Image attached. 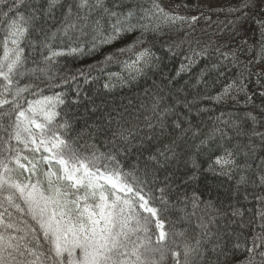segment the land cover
Here are the masks:
<instances>
[{"label": "snow or ice", "instance_id": "obj_1", "mask_svg": "<svg viewBox=\"0 0 264 264\" xmlns=\"http://www.w3.org/2000/svg\"><path fill=\"white\" fill-rule=\"evenodd\" d=\"M58 6L63 8L59 20ZM141 11L142 19L149 23H131L130 18L135 15L132 10L126 15L117 13L106 7L104 0H70L66 5H61V0H46V6L39 0H0V33H3L0 40L3 50L0 56V264H167L169 257L173 264H193L194 256L203 259L209 251L215 256L209 264H231L237 253H246L237 264H264V211L258 213L261 232L249 241L243 232L228 230L236 223L234 218L243 216L239 208L231 209V218L223 230L217 226L213 231L218 217H226L227 213L216 209L211 200L202 201L195 192L191 197L184 193L179 202L185 206L191 202L193 208L203 203L205 209L211 210L205 212L207 220L200 217L197 225L200 232L194 242L185 232L166 230L162 213L170 206L172 173L164 177L163 186L155 190L153 186L158 183L161 169L166 170L173 161L181 159L179 141L189 129H183L179 119L174 122V128L181 130L180 134L170 144L148 156L143 167L137 164L124 170L118 157L127 151L125 145L131 136L128 130L112 132L109 152L90 145V155L84 156L65 138L71 122L64 118L60 108L65 104L64 93L46 96L36 91L39 89L36 81H47L45 86L49 89L59 86L54 83L57 58L66 53L55 47L57 39L75 42L91 30L95 33L87 49L91 53L98 45L112 43L122 33L137 27L156 32L160 22L175 24L189 19L166 11L158 0H152L151 8ZM105 16L115 17L107 33L102 29ZM190 20L196 22L197 17ZM141 42L137 38L134 44L117 50L120 54L135 55L136 59L125 67L136 74L154 67L158 61L149 48L135 50V44ZM22 45L34 51L39 49L40 60L34 61L35 67H26L27 56ZM224 46L216 48L222 57L221 63L229 56L233 63L237 62L236 51L221 52ZM172 48L170 45L168 50ZM191 52L182 70L195 64L197 57H204L207 47L200 51L193 48ZM84 53V47L69 45L67 48L69 55ZM257 56L264 58V25ZM113 60L114 56L108 55L101 64ZM95 67L89 65V70ZM77 71L87 83L89 75ZM25 78L29 83L22 84ZM113 78H119V74H109L106 89L110 88ZM60 83H68V78L61 76ZM234 84L225 85L211 99L217 102L225 99L231 95ZM239 90L243 91V87ZM76 91L79 95L78 88ZM25 93L39 98L28 99ZM157 107L154 105L153 110ZM170 111L165 108L159 115L162 118ZM245 118L253 124L251 132L236 120L223 121L224 127L215 128L211 135L194 145L195 152L187 157L185 164L198 170L197 155L205 149L215 150L219 154L209 164L208 171L228 180H233L238 173L237 187L248 184L254 176L253 186L264 187V156H258L264 150V131L256 130L259 122L256 115L246 113ZM148 127L153 125L149 123ZM164 127L161 119V135ZM257 139L259 144L254 143ZM194 178L195 173L189 179ZM258 200L264 201V196ZM244 227L240 225L241 229ZM173 237L182 238V242L177 244Z\"/></svg>", "mask_w": 264, "mask_h": 264}, {"label": "trees", "instance_id": "obj_2", "mask_svg": "<svg viewBox=\"0 0 264 264\" xmlns=\"http://www.w3.org/2000/svg\"><path fill=\"white\" fill-rule=\"evenodd\" d=\"M68 2L70 0H61V5ZM158 2L173 15L189 19L175 24L160 22V29L156 32H145L137 27L133 31L122 33L119 39L112 43L98 45L91 53L87 51L95 35L91 30L75 42L66 38L57 39L55 47L66 53L57 58V79L54 83L59 86L49 89L45 86L47 81H36L39 84L36 91L46 96L57 92L64 93L65 104L60 108L64 118L71 122V129L65 138L84 156L90 155V145H95L101 152H109L112 132L119 129L128 130L131 136L129 143L125 145L127 151H122L118 157L124 170H129L137 164L143 167L148 156L170 144L180 134L181 130L174 128V122L179 119L182 128L189 129L179 141L181 159L179 162L173 161L166 170L161 169L158 173V183L153 186L154 190L163 186L164 177L172 173L173 187L168 197L170 206L162 213L166 230L173 233L185 232L187 238L194 242L200 232L197 227L200 217L204 216L206 221L205 212L211 210L205 209L203 203L197 208H193L191 202L185 206L178 198L184 193L191 197L195 192L202 201L211 200L216 209L227 213L226 217H218V224L212 226L213 231H216L217 226L223 230L228 218H231V209L239 208L243 216L234 218L236 223L228 230L243 232V236L248 237L250 241L252 236L261 232L262 221L258 213L264 211V201L258 200V197L264 196V187L253 186L254 176L249 179L248 184L237 187L238 173L233 180H228L208 171L209 164L219 154L218 151L205 149L197 155L198 170L190 164H185V160L195 152L194 145L211 135L215 128L224 127L223 121L236 120L251 132L253 124L245 117L246 113H252L259 121L256 130L264 131V58L257 56L264 25V0H219L209 5L202 4L201 0ZM39 3L46 6V0H39ZM104 3L112 11L123 15L132 10L135 15L130 18V22L133 24L149 23L148 20L142 19L144 13L141 9L151 8L152 0H104ZM230 9L233 11H229ZM62 11L63 8L58 6V20ZM193 16L197 17L196 22H191L190 18ZM113 23L115 17L109 19L105 16L102 21L103 31L110 32ZM51 26L55 30V24ZM137 38L142 42L135 44L136 51L149 48L158 58L154 67L145 68L141 74L125 67V64H131L136 59L132 52L120 54L117 51L134 44ZM2 39L3 33H0V40ZM33 39L38 40L39 37L33 36ZM69 45L84 47L85 53L69 55ZM170 45L173 46L172 51L168 50ZM221 45H225L221 47V52L230 53L235 50L238 61L233 63L229 56L227 61L221 63L222 57L216 52V48ZM204 47H207L205 56L197 57L195 64L182 70L181 66L188 64L186 57L192 54L191 50L195 48L200 51ZM2 55L3 50L0 48V56ZM108 55H113L114 60L101 64ZM25 56L26 67H35L34 61L40 60L39 49L34 51L25 46ZM213 64L218 67L213 68ZM89 65L97 67L89 70ZM78 69L89 75L87 83ZM110 73H118L119 78H113L110 88L106 89L104 85L109 81ZM61 76L67 77L68 83H60ZM73 76L76 77L75 80L71 79ZM131 76L135 78L132 79ZM233 82L235 84L232 89V102L224 104L211 99L217 96L225 85ZM26 83H29L28 78L22 81V84ZM241 86L243 91L239 90ZM25 95L28 99L39 98L27 93ZM154 105H158L155 111ZM165 108L171 111L161 118L159 114ZM161 119L165 125L163 135L160 128ZM149 123L153 125L152 128L148 127ZM193 133H196L195 137ZM119 143L123 144L122 141ZM254 143L259 144L260 141L254 140ZM258 156H264V150L260 151ZM194 173L195 178L189 179ZM156 194L159 195L158 192ZM180 209H184V212ZM241 224L245 226L243 229L240 228ZM173 238L177 244L182 242L180 237ZM206 247L210 248L211 245ZM245 255L246 253H237L231 264H237ZM212 260H215V256L209 251L203 259L194 256L193 264H209ZM167 264H173L171 257Z\"/></svg>", "mask_w": 264, "mask_h": 264}, {"label": "rangeland", "instance_id": "obj_3", "mask_svg": "<svg viewBox=\"0 0 264 264\" xmlns=\"http://www.w3.org/2000/svg\"><path fill=\"white\" fill-rule=\"evenodd\" d=\"M216 1H219V0H201V3L204 4V5H209L210 3H214ZM225 100V99H223ZM47 166H45L46 168Z\"/></svg>", "mask_w": 264, "mask_h": 264}]
</instances>
